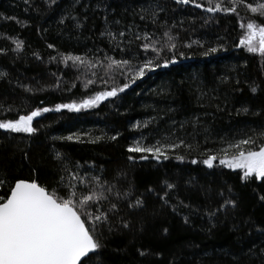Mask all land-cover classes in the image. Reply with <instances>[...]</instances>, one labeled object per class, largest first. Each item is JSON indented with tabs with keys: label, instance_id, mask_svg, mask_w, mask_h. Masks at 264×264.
<instances>
[{
	"label": "trees",
	"instance_id": "1",
	"mask_svg": "<svg viewBox=\"0 0 264 264\" xmlns=\"http://www.w3.org/2000/svg\"><path fill=\"white\" fill-rule=\"evenodd\" d=\"M196 2L205 7L176 0H0V73L6 74L0 76V120L37 107L79 104L129 82L131 73L109 68L106 56L132 64L153 58L137 35L148 33L164 49L162 59L175 53L174 63L115 97L43 113L33 121L35 133L0 129V177L36 179L60 195L70 183L78 193L89 191L93 177L112 187L107 201L86 209L108 211L112 228L101 229L105 247L94 264H264V180H244L242 170L219 164L224 151L234 154L231 143L249 137L257 147L264 143V63L240 44L246 32L241 19L264 24V18L244 4L237 15L207 12L208 0ZM108 31L125 35L118 44ZM16 39L24 42L20 50ZM171 43L176 47L169 51ZM62 54L104 63L74 66ZM136 141L178 147L157 161L152 153L129 152ZM209 155L218 157L211 168L202 163ZM137 199L144 206L130 207ZM229 200L235 207L226 205ZM110 204L117 209L109 211Z\"/></svg>",
	"mask_w": 264,
	"mask_h": 264
},
{
	"label": "snow or ice",
	"instance_id": "2",
	"mask_svg": "<svg viewBox=\"0 0 264 264\" xmlns=\"http://www.w3.org/2000/svg\"><path fill=\"white\" fill-rule=\"evenodd\" d=\"M55 3V0H51ZM178 4H193L197 8H204L205 5L197 3L196 0H176ZM231 6L223 3V0H208L207 12H225L235 13L238 15V6H244L251 13L258 14L264 18V2L256 0L253 3H246V0H229ZM141 11H144L142 9ZM163 11V9H160ZM153 17L156 13L153 12ZM75 19V17H73ZM11 19H15L12 17ZM141 19H144L141 16ZM19 23V21H17ZM119 23V21H117ZM153 23L155 20L153 19ZM80 26L79 24L77 25ZM240 27L246 29L245 35L240 39V44L243 45L249 53L259 54L262 63H264V24L258 23L255 20H249L246 24L241 19ZM105 33H102L104 35ZM114 41H118V37H124L125 33H106ZM164 35H168L165 33ZM136 39L145 41L140 45L145 51L151 49L155 55L153 58H148L137 64H132L129 60H117L113 57L106 56L109 61L108 67L124 68L126 72H121V75L131 73L129 82L124 83L120 87H112L109 91L98 92L94 97L83 100L77 104H58L55 109L48 107H37L27 115H19L14 120H0V129L11 132L35 133L37 129L33 127L35 118L40 117L43 113L50 111H59L61 109L89 108L96 105L99 101L108 97H115L118 92H123L130 87L131 83H135L137 79L143 78L147 73L153 72L160 67H167L175 62V53L173 52L171 59H162L161 53L163 48L157 47L156 43L150 42L151 38L148 33H143L136 36ZM172 37L169 36V40ZM24 42L15 40L17 50L22 49ZM190 46V45H189ZM49 48L54 45L49 44ZM176 45L171 43L168 45L169 51L174 50ZM0 49V52H4ZM211 52H216L217 48L210 49ZM208 53H205L207 55ZM183 56V53H180ZM51 59H55L52 57ZM62 60L65 64L69 61L73 65H91L96 67L104 62L97 59L95 63L87 57L72 54H62ZM162 60V63L160 62ZM6 75L0 73V76ZM93 83V81H88ZM239 83V81H237ZM87 86V85H86ZM256 87H251V92L255 93ZM242 111H248L247 108ZM136 127H140L138 123ZM264 136V133H261ZM79 139V136L75 137ZM66 139L72 140L73 136H68ZM115 140L116 136L111 137ZM183 144V141L180 142ZM176 144H161L159 141L152 146H142L140 141L135 142V146L129 147L128 151L133 153H152L157 161L167 159L168 155L165 151L168 148H176ZM188 147H191L189 145ZM228 149L234 151V154L229 155L228 151H224L219 157V164L225 165L229 169L242 170V179L248 180L253 177L264 180V143L256 146L255 139L240 140L236 143L228 145ZM57 158H61L57 153ZM147 156H141V159H147ZM132 159V157H129ZM183 159V157H177ZM218 157L209 155L207 159L202 161L209 168L213 167L214 161ZM197 161L193 160L192 163ZM70 177L79 180L81 183L88 184L84 177H79L77 173H70ZM61 177V185L63 183ZM94 186L87 192H77L76 185L70 183L64 195H60L55 188L49 189L42 186L36 179H16L8 181L0 177V188L7 187V193L0 196V264H94L93 257L99 255V250L104 248L101 237V230L105 225L108 226V231H111L109 220V212L98 208L97 211H87L86 209L96 205H100L103 201L108 200L106 193L112 191V187L105 188L104 184L99 182L98 177H93ZM106 183V182H105ZM168 188H174V185L168 184ZM120 195L119 192L116 193ZM167 193H165V197ZM259 199L264 201V196ZM167 202V201H165ZM226 205L235 207L236 202L229 200ZM142 199H137L130 207H143ZM223 207V206H222ZM117 209V205L110 204L109 211ZM219 211V209H218ZM187 222V218H185ZM123 227H129L128 223L122 221ZM165 231H167L165 229ZM141 255L145 253L141 252Z\"/></svg>",
	"mask_w": 264,
	"mask_h": 264
},
{
	"label": "rangeland",
	"instance_id": "3",
	"mask_svg": "<svg viewBox=\"0 0 264 264\" xmlns=\"http://www.w3.org/2000/svg\"><path fill=\"white\" fill-rule=\"evenodd\" d=\"M231 150V149H230ZM233 151V150H232ZM231 154V153H230Z\"/></svg>",
	"mask_w": 264,
	"mask_h": 264
}]
</instances>
